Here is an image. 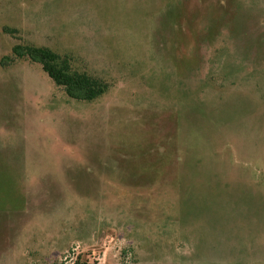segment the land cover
I'll use <instances>...</instances> for the list:
<instances>
[{
  "label": "rangeland",
  "instance_id": "374dc122",
  "mask_svg": "<svg viewBox=\"0 0 264 264\" xmlns=\"http://www.w3.org/2000/svg\"><path fill=\"white\" fill-rule=\"evenodd\" d=\"M78 257L264 264V0H0V264Z\"/></svg>",
  "mask_w": 264,
  "mask_h": 264
},
{
  "label": "trees",
  "instance_id": "16d2710c",
  "mask_svg": "<svg viewBox=\"0 0 264 264\" xmlns=\"http://www.w3.org/2000/svg\"><path fill=\"white\" fill-rule=\"evenodd\" d=\"M13 31L15 32V30ZM13 53L16 58L39 62L55 84L70 98L79 101H92L103 95L108 89V84L104 80L85 71L73 69L71 59L67 55H61L49 47L17 43L13 46ZM69 264L102 263L78 257ZM119 264L129 263L123 261Z\"/></svg>",
  "mask_w": 264,
  "mask_h": 264
}]
</instances>
